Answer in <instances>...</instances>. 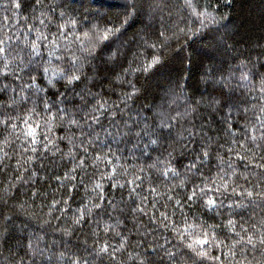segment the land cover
Listing matches in <instances>:
<instances>
[{
  "label": "trees",
  "instance_id": "trees-1",
  "mask_svg": "<svg viewBox=\"0 0 264 264\" xmlns=\"http://www.w3.org/2000/svg\"><path fill=\"white\" fill-rule=\"evenodd\" d=\"M123 2L0 0V39L10 38L8 58L16 59L9 70L21 77L0 78L9 84L7 93H0V121H8L0 123V264H70L73 257L83 258L81 264H264L259 242L264 200L232 191H264V170L238 158L264 155V0H192L196 12L205 13L201 18L186 0H140L138 14L121 26L123 10L117 5ZM97 9L107 14L97 17ZM70 17L79 21L74 33L71 26L59 28ZM90 22L120 27L91 55L84 51L95 43ZM38 31L48 40L37 41ZM53 39L58 50L49 43ZM34 41L40 56L32 52ZM73 54L83 62V75L72 86L61 80L53 89L50 73L33 71L32 65L49 60L68 71ZM153 56L160 63L144 71ZM3 63L0 56V68ZM244 73L248 80L241 78ZM25 84L34 85L23 88L27 99L4 105L9 97L19 100ZM133 86L139 91L126 106L121 100ZM98 99L118 105V115L97 113L101 124L86 123L84 114ZM26 119L33 127L40 125L36 145L25 138ZM134 120H146L157 130L161 120L171 124L165 147L149 145L143 133L124 135V121ZM203 151L209 155L203 157ZM193 188L197 196L189 199ZM201 188L221 206L206 208L208 196L201 198ZM97 198L102 209L76 224L77 209L87 212L85 206ZM229 219L235 221L231 228ZM186 229L214 233L223 241L210 252L220 260L184 249L178 236ZM249 236L253 244L247 243ZM29 242L38 244L41 253L32 256ZM103 244L110 245V253L116 250L114 259L97 254ZM166 251L176 252L175 260ZM61 254L63 260H57Z\"/></svg>",
  "mask_w": 264,
  "mask_h": 264
},
{
  "label": "snow or ice",
  "instance_id": "snow-or-ice-1",
  "mask_svg": "<svg viewBox=\"0 0 264 264\" xmlns=\"http://www.w3.org/2000/svg\"><path fill=\"white\" fill-rule=\"evenodd\" d=\"M95 2V0H94ZM227 2L230 3V0H227ZM35 3L37 5H39L40 0H35ZM186 5L188 7L193 8V14L197 16V18H201L205 16V13H198L196 12L195 6L192 3V0H186ZM119 8H121L123 10L122 12V16L123 18L120 21V25L122 26L123 24H127L128 21L133 18L134 16H136L138 14L139 8H140V0H124L123 3L118 4L117 5ZM16 8L21 7L20 3H16L15 4ZM42 15H44V13H41ZM107 13L102 12L100 9L96 10V16L103 18ZM60 15L63 17L65 15V12H61ZM212 19L214 20L215 18L212 17ZM41 24H43V20L40 21ZM79 23V21L76 18L70 17L67 21H65V24H61L59 26L60 29H64L66 26H71L73 33L75 32L76 26ZM91 23V28L90 31L95 35V43L92 45V47L90 49H85L84 51L88 52L89 55L92 54V52L95 50V47L97 44L103 42V41H108L109 38L111 36H114L117 32L120 31V27L119 26H113V27H99L97 23L95 22H90ZM204 24V20L201 19V25L203 26ZM195 34V33H193ZM85 36L89 35V32H85L84 33ZM161 36H163V33L160 34ZM65 38H67L65 36ZM10 38L9 37H5L3 39H0V56L3 57L4 63H3V67L0 68V78H2L3 80H8L9 77H11L13 80L19 81L21 79L20 75H18L14 70H9L10 69V64L13 62V60H15L16 58L13 57L12 60H9V52L11 49V45L8 43V40ZM167 39V38H165ZM39 40H48V37L43 33V32H37V41ZM49 43L51 45H53V47L55 49H59L60 45L56 42L55 39L49 41ZM150 47L155 48L156 44H152L150 45ZM39 48V44L34 41L31 44V49L32 52L35 56H40V52L38 51ZM55 55V52L50 51L49 52V56ZM57 60H63L64 57L63 56H56ZM68 62L70 64V68L68 71H64L61 68L58 67H53L52 66V62L51 60L47 61L46 65H41L39 67H36V65H32L33 67V71L38 72L40 74L43 75H48L50 73V75H48V85L49 87L55 89L56 88V83H58L59 81L63 80L65 82V87H69L72 86L73 84L80 82L81 81V76L83 75L81 69L83 68V62L81 61L80 57L75 56L74 54L69 56L68 58ZM29 63L31 64L32 61L31 59L29 60ZM158 63H160V58L159 56H153L151 61L149 63H146L143 66V70L144 71H148L151 67L157 65ZM243 80H248L249 79V75L248 73H244L241 77ZM29 79L33 82H35L36 80V76L34 75H30ZM260 85H261V92H264V77H261L260 79ZM34 85L33 84H25L23 85V87H21V94L19 97V100H17L15 97H9L8 101L4 102V105H6L7 107H12L14 105H16L17 103H19L20 101H24L27 99L26 96L23 95V88L27 87V88H32ZM9 89V84L7 83H0V93L6 94L7 91ZM13 92L16 91L15 88L11 89ZM37 90L41 91V92H46V89L43 88H39L37 86ZM139 91V89H136L133 86V90L132 92H127L125 93V97L127 99H122L121 103H124L127 106V102L128 100H131L132 97ZM59 95H61L59 92H57V96L59 97ZM43 103V107L45 110L50 111L52 106L49 105L47 103L46 100L42 101ZM118 109V105H109L107 104L106 101H103L102 99H98L95 101L94 104L91 105L90 109L88 111L85 112V122L87 123V120L90 119L94 124H101V120H100V115H104V114H110L113 119H115V117L118 115L117 112ZM59 110V109H58ZM34 111V109H33ZM123 110H120V112H122ZM262 111H264V109H262ZM97 113H100V115H97ZM0 123H5L7 124L8 121H0ZM25 125H27V131L25 132V138L31 141L32 145H36L37 144V129L40 127L39 123H36V126L33 127L32 125L28 124V120L26 119L24 121ZM46 123H51V119L49 121H46ZM70 123L79 126V122L75 119H72L70 121ZM142 123V127H140ZM262 126H264V121H261ZM133 125H136L137 127L134 128ZM13 128L16 127L15 124L11 125ZM92 125H89V127H91ZM124 126L125 128L128 129L127 132L124 133V135H129V134H133L135 136H140L142 133L145 136H148V144L149 145H153L155 147H165L164 143H163V139L167 136L171 135V131L170 129L172 128V125L169 124L167 121L165 120H161L160 124H159V130L157 129H152L150 124L144 120V121H140V120H134L132 124H129L127 121H124ZM164 130H168V131H164ZM190 135L192 134L191 132L189 133ZM109 135H111V133H109ZM251 139L253 140V142L256 141V137L252 136ZM260 139L262 141H264V132L261 133ZM148 145H145V148H147ZM261 145H257V147H260ZM33 152L36 151L35 147H32L31 149ZM155 150V148H154ZM165 150H167V148H165ZM229 151H232L231 149H229ZM85 152H87V149H85ZM172 153L170 152L169 155H171ZM209 155V153L207 151H203L202 152V156L203 157H207ZM238 158L240 160H246L248 164H251L252 167L254 168H258L261 170H264V155H261L259 157V159L257 160V156L256 154H252L251 156H243V155H239L238 154ZM256 161V163H252L253 161ZM84 163V161H80V164L82 165ZM247 166V165H246ZM193 167H195V165H193ZM175 170L173 169V172ZM129 183H133V181H130ZM113 187H124L123 185H116L113 184ZM96 187H100L99 184L96 185ZM221 187H223L225 189V191H227L228 185L226 183L222 184ZM134 190V189H133ZM209 191H212V189H209ZM216 192L220 191V188H216L215 189ZM233 193L235 195L241 196V197H245L249 200H251L254 196L261 198L262 200H264V191H249L247 189H244L243 191L237 193L235 188H233ZM200 194H201V198H203V196H208V198L204 201L205 207L208 208L210 211L211 210H216L217 208H219L221 205L217 204L216 199L213 196L208 195L204 188L200 189ZM197 196V191L196 188L192 189V193L191 196L189 197V199H192L193 197ZM110 203V202H109ZM103 205L99 203V198H97V202L93 203L91 207L85 206V208L87 209V212H85V209H77L78 215L75 217L74 222L76 224H81L86 222V215L88 213H91L93 209H102ZM229 207H231V205H229ZM138 211L140 212H144L143 208H139ZM235 221H233L232 219L228 220V225L230 226V228L232 226H234ZM110 226L105 228V231H108V228ZM193 226L189 225V229H191ZM197 229H199V226H196ZM174 231H178L177 229H174ZM244 231H247L246 229ZM237 236H239V233H237ZM185 237H188V241H185ZM179 240L181 241L182 247L184 249H188L190 250L192 253H194L197 257L202 258V259H208V260H214V261H219L220 257L219 256H212L210 255L211 252V248L212 246H216L219 247L220 244L223 243V241H217L215 234H209V232L207 231H193V230H184L183 232H181L178 236ZM243 241V237L240 238V241H237V243ZM259 242L261 244H264V233L261 234V236L259 237ZM247 243L248 244H253V238L252 236H249L247 239ZM27 248L29 249L30 253L32 256H36L38 253H41V250H39L38 244H34L32 242H29V244L27 245ZM109 248L110 245L108 244H103L99 251H98V255H109L111 256L113 259L114 257V253H115V249L112 250V252H109ZM153 251H155V249H153ZM229 251L231 252V254L233 256H235V252H232L231 249H229ZM166 254L172 258L173 260H175L177 253L173 252V251H166ZM63 254H61L59 257H57V260H63ZM46 259L51 260L52 257H46ZM83 258H76L73 257L70 261V264H81ZM84 264H87V261H84Z\"/></svg>",
  "mask_w": 264,
  "mask_h": 264
}]
</instances>
